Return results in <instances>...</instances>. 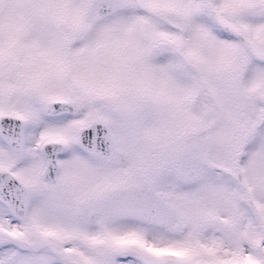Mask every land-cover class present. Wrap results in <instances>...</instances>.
I'll return each mask as SVG.
<instances>
[{
    "label": "snow or ice",
    "instance_id": "snow-or-ice-1",
    "mask_svg": "<svg viewBox=\"0 0 264 264\" xmlns=\"http://www.w3.org/2000/svg\"><path fill=\"white\" fill-rule=\"evenodd\" d=\"M0 264H264V0H0Z\"/></svg>",
    "mask_w": 264,
    "mask_h": 264
}]
</instances>
